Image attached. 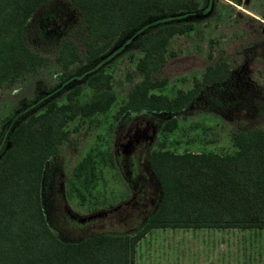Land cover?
<instances>
[{"label":"trees","instance_id":"trees-1","mask_svg":"<svg viewBox=\"0 0 264 264\" xmlns=\"http://www.w3.org/2000/svg\"><path fill=\"white\" fill-rule=\"evenodd\" d=\"M49 2L60 3L63 12L80 14L89 39L83 42L84 53L77 52L70 39L61 42L55 60L62 69L85 56L96 58L124 31H130L140 45L135 62L140 80L114 116L130 113L118 132L126 141L136 137L145 122L152 124L155 134L158 131L156 141L176 127V119L170 118L157 130L155 120L135 114L179 112L201 87L226 80L229 68L221 61L206 67L193 89L177 90L173 97L153 91L164 84L152 80L151 74L165 62L169 39L193 28L191 23L176 21L177 15L196 13L199 0H0V86L43 63L41 54L25 40V29L37 8ZM54 13L48 16L56 17ZM90 68L79 75L92 90L89 100L77 99L81 86L75 83L64 93L63 102L47 100L38 113L11 126L0 139V264H132L133 244L152 227H264V128L258 127L230 133L231 152L151 151L145 157L155 185L150 192L152 196L159 192L150 211L126 198L92 210L100 216L81 229L63 228L65 220L57 225V210L65 204L66 194L54 184L48 189L47 210L42 207L45 162L66 138L69 120L103 112L115 99L110 75L96 66ZM260 87L264 93V72ZM106 157L118 171L111 147Z\"/></svg>","mask_w":264,"mask_h":264},{"label":"rangeland","instance_id":"rangeland-1","mask_svg":"<svg viewBox=\"0 0 264 264\" xmlns=\"http://www.w3.org/2000/svg\"><path fill=\"white\" fill-rule=\"evenodd\" d=\"M199 3L196 13L177 15L176 21L191 23L193 28L169 39L165 62L151 74L152 80L164 84L153 91L173 97L177 90L193 89L205 68L217 62L224 61L229 72L225 81L201 87L179 112L143 111L134 115H147L155 120L157 130L161 122L176 119V127L159 141L157 131L146 156L155 149L177 153L231 152L230 133L264 128V93L260 87L264 72V0H199ZM63 8L58 2L46 3L37 8L26 25L25 40L44 61L36 70L0 86V139L4 140L11 126L38 113L47 100L63 102L64 93L75 83L81 86L77 99L89 100L92 90L79 77L89 67L96 66L109 74L115 95L112 104L90 117L69 120L65 126L67 136L46 160L42 174V207L47 210L48 189L52 190L55 184L65 192L68 209L84 216L92 210L104 209L109 203L124 201L131 191L126 184L128 175L123 174L128 170V166H122L126 158L114 154L122 179L106 155L110 147L115 152L114 143L126 141L118 132L126 126L130 113L125 112L118 119L114 116L129 89L140 80L135 62L141 50L131 32L124 31L96 58L85 56L62 69L55 60L61 42L70 39L77 52L84 53L83 42L89 41L82 30L80 14L63 12ZM50 11H55L56 17H49ZM7 147L5 142L4 148ZM145 168L149 172L146 161ZM153 202L156 203V197ZM65 205L61 203L58 207L56 224L65 220L63 228L75 229L74 221L65 218Z\"/></svg>","mask_w":264,"mask_h":264},{"label":"crops","instance_id":"crops-1","mask_svg":"<svg viewBox=\"0 0 264 264\" xmlns=\"http://www.w3.org/2000/svg\"><path fill=\"white\" fill-rule=\"evenodd\" d=\"M132 264H264V227H152L133 244Z\"/></svg>","mask_w":264,"mask_h":264},{"label":"flooded vegetation","instance_id":"flooded-vegetation-1","mask_svg":"<svg viewBox=\"0 0 264 264\" xmlns=\"http://www.w3.org/2000/svg\"><path fill=\"white\" fill-rule=\"evenodd\" d=\"M155 131L156 129L150 122H145L143 128L137 133L138 136L133 137L131 141L128 140L125 143H120L118 141V143H114V145L117 146V148H114V154L124 157V159L126 158V164H123L122 166H128V170L123 173L125 176L128 175L126 181L128 183L130 182V184L126 183L128 190L131 189V191L129 190L127 197L136 205V207L142 208L144 212L152 209L154 205L153 201L156 197L151 196L150 189L151 187H154L153 180L145 168V157L149 146L153 141ZM118 172H120V177L124 179L122 171L118 170ZM64 213L65 217L74 221L79 229L85 226L90 219L100 216L96 215L95 217L87 219V215L82 216L72 213L66 205Z\"/></svg>","mask_w":264,"mask_h":264},{"label":"water","instance_id":"water-1","mask_svg":"<svg viewBox=\"0 0 264 264\" xmlns=\"http://www.w3.org/2000/svg\"><path fill=\"white\" fill-rule=\"evenodd\" d=\"M237 1H240V0H237ZM245 2H247V0H245ZM94 216H95V215L92 214V215H88L86 218H87V219H90V218H92V217H94ZM86 218H85V219H86Z\"/></svg>","mask_w":264,"mask_h":264}]
</instances>
